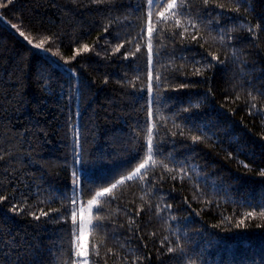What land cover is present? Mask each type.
Segmentation results:
<instances>
[{
    "label": "trees",
    "instance_id": "1",
    "mask_svg": "<svg viewBox=\"0 0 264 264\" xmlns=\"http://www.w3.org/2000/svg\"><path fill=\"white\" fill-rule=\"evenodd\" d=\"M169 3L0 7V264H264V0Z\"/></svg>",
    "mask_w": 264,
    "mask_h": 264
},
{
    "label": "snow or ice",
    "instance_id": "2",
    "mask_svg": "<svg viewBox=\"0 0 264 264\" xmlns=\"http://www.w3.org/2000/svg\"><path fill=\"white\" fill-rule=\"evenodd\" d=\"M12 2H13V0H7L6 3H4V2H0V7H7V5H8V4H11ZM97 2H99V0H97ZM155 2H156V0H148V4H149L150 6H153V5L155 4ZM205 3H207V0H205ZM176 7H177L176 0H171V3L168 4V8H169V9H174V8H176ZM12 27L15 28L16 25H12ZM19 34H20V36L24 37V38L28 41L29 44H32V43H33L32 39H30L28 36H26L25 33H24L23 31H20ZM49 39H50L49 37H44L43 39L40 40L39 43H36V44H34L33 46H34L35 48H37V49H43V45H44V43H45L47 40H49ZM84 48L87 49V45H85ZM126 58H127V57H126ZM151 60H152L151 55H149V59H148L149 64H151ZM53 62L56 63L55 61H53ZM150 74H151V72L149 71V75H150ZM159 79H160L159 76H157V88L160 87ZM148 91H149L150 99H151V100H155V98L151 96V92H152L151 87H149V90H148ZM192 139H193V141L195 142V141L199 140V137L194 136ZM148 150H149L150 152L153 150V145H152L151 141H149V143H148ZM140 168H144V165L141 164V165H140ZM137 171H139V169H137ZM261 174L264 175V172H262ZM129 179H131V177H129ZM79 181H80V177H79L78 173H77L76 171H74V172H73V184H72V193H73L72 199H73V203H75L76 194H77V192H78V190H79V189H78ZM112 187L115 188L116 185L113 184ZM109 191H110L109 188H105V189H103V192H101V193H97V195H103L104 193H107V192H109ZM257 206L264 207V204H258ZM43 214H44V215H47L46 213H43ZM247 215H248V216H252L253 214H252V213H248ZM260 215H261V216H264V212H261ZM35 218H36V219H39L38 216L35 217ZM72 218H73V220H75V213H74V212H73V216H72ZM243 224H244V220L241 219V220L239 221V223H238L236 226H237V227H240V226L243 225ZM94 227L99 228L100 225H95ZM167 251H168L169 253H172V252L174 251V249H173V248H168ZM77 255H80V253H77ZM84 264H88V261L85 260V261H84Z\"/></svg>",
    "mask_w": 264,
    "mask_h": 264
},
{
    "label": "rangeland",
    "instance_id": "3",
    "mask_svg": "<svg viewBox=\"0 0 264 264\" xmlns=\"http://www.w3.org/2000/svg\"><path fill=\"white\" fill-rule=\"evenodd\" d=\"M144 166L146 165L143 164ZM137 169H139V171H137ZM143 168H136L131 174L128 175L129 177H135L138 175V173L140 171H142ZM101 193V192H99ZM101 196V195H96L95 199H93L88 206L80 209L79 211V218H80V234H79V238H80V244L79 246H81L83 248V246L85 245V235H86V231L88 229L89 223H90V213L94 210V208L96 207V200L97 198ZM80 253L81 255L83 254V251L80 249ZM84 259V258H83Z\"/></svg>",
    "mask_w": 264,
    "mask_h": 264
}]
</instances>
